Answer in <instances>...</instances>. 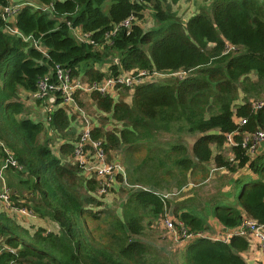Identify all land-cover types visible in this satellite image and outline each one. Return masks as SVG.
Here are the masks:
<instances>
[{"label": "trees", "instance_id": "trees-1", "mask_svg": "<svg viewBox=\"0 0 264 264\" xmlns=\"http://www.w3.org/2000/svg\"><path fill=\"white\" fill-rule=\"evenodd\" d=\"M11 1L0 0V7ZM179 1L39 0L38 10L25 4L16 26L46 47L47 57L32 40L5 34L0 20V154L6 157L8 149L23 168L16 171L26 177L14 187L12 200L60 229L31 233L0 213V264H172L150 240V229L169 209L192 233L211 230L210 217L232 232L228 240L196 236L186 245L182 264H248L243 253L250 241L234 232L245 216L264 225V152L258 148L251 158L242 145L247 133L264 129V104L256 107L264 102V0H206L186 22L174 9ZM150 5L154 28L115 31ZM68 22L92 33L95 43L77 42ZM110 56L114 60L106 73L96 69ZM56 64L90 83L134 69L164 74L132 86L119 83L109 95L90 94L101 116L92 137L106 140L108 163L123 151L127 183L143 186L123 190L120 213L100 199L105 194H98L96 176L86 177L79 162L66 158L74 153L71 140L57 155L43 121L24 116L21 90L36 91ZM107 116L109 126L115 120L121 127H104ZM243 118L246 123L239 124ZM70 121L72 116L59 108L50 114L49 125L64 134ZM164 133L179 138L165 146L158 139ZM184 133L195 137L191 145L182 139ZM229 135L232 159L223 150ZM211 161L231 173L249 167L258 178L231 180L227 188L239 190L236 204L229 199L232 190L208 199L164 197V191L182 189L199 171L207 179Z\"/></svg>", "mask_w": 264, "mask_h": 264}, {"label": "built area", "instance_id": "built-area-1", "mask_svg": "<svg viewBox=\"0 0 264 264\" xmlns=\"http://www.w3.org/2000/svg\"><path fill=\"white\" fill-rule=\"evenodd\" d=\"M141 2V0H133ZM29 4L33 7L39 8L41 5L34 4L33 2H27V0H14L5 7L1 8L0 19L3 22L2 28L5 32L22 38L25 42L32 40V45L40 51L45 57L48 56L47 49L42 46L37 40H34L32 36L25 35L20 29L16 27L17 16L20 12V8ZM48 9V8H47ZM140 15L137 13H132L130 16L125 18L123 22L118 25L115 29L117 31L120 28H126L128 33L132 30L134 25H140L139 23ZM152 25L151 23L148 24ZM71 33L76 38L79 43L94 44L95 40L92 37V33L84 32L80 27H74L71 22H68ZM114 34V33H113ZM107 42L111 44L113 41L108 37ZM114 59H110L112 64ZM107 72V71H103ZM155 74V73H154ZM153 75L148 76V72L145 70H131L121 72L116 76H110L105 78L102 81H95L93 83H88L82 79V76L73 77L69 68H66L60 64H56L53 68L45 74L44 78L40 80L38 89L36 91H31V98L37 102L42 103L43 112L46 113L45 121L50 123V114L59 108H64L67 113L72 116V125L77 128V139L74 143V153L73 158L74 162H79L82 168L85 171L90 170L87 163L91 161H96L98 166L93 168L96 178L100 182V187L98 194H106L105 190L115 184L121 183L124 186L128 185L126 181V172L124 167L121 164L120 160H117L112 163L106 161V152L104 150L103 144L106 140L103 139H94L92 137V131L95 125L92 124V117L81 107L76 99V94L79 92H87L91 94L93 91L99 92L103 95H109L112 93L118 84H126L129 86L135 85L139 82L144 81L143 78L154 77ZM181 75H186V72H180ZM164 74H155V78L163 76ZM264 102L260 103L256 107H260ZM77 114L76 118L73 119V115ZM240 124H245L246 119H239ZM116 123L115 120H112V127H121L113 125ZM52 130V129H51ZM52 132L59 133L56 130ZM228 141L230 144L233 143L232 135L228 136ZM264 141V129H260L254 132L252 135L247 134L244 138L243 147L247 148V151L251 157L255 156L256 151L259 148L261 142ZM64 141L62 144H64ZM54 147L59 148L62 144L52 141ZM6 157L2 169L0 170V182H4L3 170L6 169H17L22 170V166L19 165L17 160L14 158V155L5 148ZM122 175L123 180L119 181L117 175ZM126 188H129L126 186ZM135 189H142L143 186L136 185ZM177 194L174 193H164V197L168 198ZM0 209L5 210H15L18 213L31 217L34 215L33 211L26 208H16L15 203L12 200L11 189L6 186H0ZM168 213V212H167ZM160 222L163 226L172 233L174 240H190L195 237V234L190 232L179 220L175 219L170 214H166L165 217L160 219ZM236 234L246 236L250 241L251 246L258 247L264 254V225L260 224L256 219L245 216L235 230Z\"/></svg>", "mask_w": 264, "mask_h": 264}, {"label": "rangeland", "instance_id": "rangeland-1", "mask_svg": "<svg viewBox=\"0 0 264 264\" xmlns=\"http://www.w3.org/2000/svg\"><path fill=\"white\" fill-rule=\"evenodd\" d=\"M30 2L33 3H37L39 0H29ZM206 0H180L177 4H174V9L178 12V15L180 18H182V20H184L183 22H186L195 12H197L200 8V6L206 5L208 4V2ZM38 4V3H37ZM3 6H1L0 8H2ZM136 13V12H134ZM141 15L140 19H139V23L140 26L143 28L144 31H149L152 28H154V26L157 25V21L155 20V17H153V10L151 5L148 6V8L141 10ZM156 21V22H155ZM155 22V23H154ZM152 24V25H148V24ZM109 58H113L112 56H110ZM82 79L88 83H90L89 81H87V78L84 77L83 75ZM107 78V77H106ZM88 93L87 92H79L76 96L77 102L80 105V102H83V108L85 109V111L92 117V124L93 125H98L101 122V116L100 113H97L93 106H94V102L91 101L88 103H86V101L84 100L85 98H87ZM242 97V96H241ZM81 106V105H80ZM82 107V106H81ZM30 113V112H29ZM77 114L73 115V119L76 118ZM72 122L70 121V127L67 131H65V135L63 133H56V132H52V137L54 139V141H56V143L58 144H62L64 141H70V144H74V142H76L75 137L77 135V131L74 128L75 126L71 125ZM104 127L106 128H113L110 125V120L107 116V120H104L103 123ZM113 125H116V123H113ZM67 137V138H65ZM179 138V136H174L168 133H164L162 135H160L158 137V139H160V142L164 143L165 146H167L171 141H176ZM69 139V140H67ZM182 139L187 142L189 145H191L193 143V140L195 139V137H191V136H187V134H183L182 135ZM65 142V143H66ZM64 143V144H65ZM166 143H168L166 145ZM262 143V142H261ZM260 143V144H261ZM63 145V144H62ZM229 145V144H228ZM230 146V145H229ZM49 147L53 150V152H56L57 155L61 154V152L58 150L57 147L53 146V143L50 144L49 142ZM224 152L226 155H229L230 149L229 147H225ZM145 154V152H141L138 153L136 155V157H142ZM115 155V159L113 162L120 160L121 164L123 167L125 162H124V152L123 151H118L117 154ZM71 157H66L69 161L74 162V158L73 155H70ZM123 161V163H122ZM88 167H90V170H87V174L86 177H90V178H95V172L93 170V168L95 166H98V163L96 161H91L87 163ZM125 169V168H124ZM207 170H208V177L207 179H202L201 176H205V174L203 172H197L199 175L195 176L194 178L190 177L189 181L187 184H185L182 189H178L177 187H172V190L169 191H164V193H174L176 192L177 194L175 195H171L168 198L169 199H173L176 200L179 196L184 197L185 195H194V194H198L199 196H201L203 199H208L210 198V196L218 194L221 191H224V189H222L223 187H228L231 179L233 178V174H229V170L225 169V168H217L215 166V162L211 161L208 165H207ZM10 173L12 174V176L10 177L11 180H13L15 183L19 182L20 179L22 178H26L25 175L17 172V171H13ZM128 181V180H127ZM126 186H124L121 183L115 184L113 186H111L109 188V190H105V195L102 196L100 199L105 203L106 206L111 207L115 210H117L119 213L121 212V206L125 201L126 198V194L125 192H128L130 189H135V186H130L129 184H125ZM239 189V188H238ZM125 192H124V191ZM26 194H29V191L26 190L25 191ZM239 190L237 192V190L235 191V189L231 192L232 195H236L238 196L239 194ZM171 216H173L172 211L169 209L168 213ZM174 217V216H173ZM151 231V236H150V240L151 242L157 246L159 249H161L165 256L169 259L170 263L172 264H179V262H181L180 260L183 257V251L181 250L183 247V244H180L178 241L169 238V236H171L170 232L168 230H161V229H157L156 226L153 229H150ZM261 264H264L261 263Z\"/></svg>", "mask_w": 264, "mask_h": 264}, {"label": "crops", "instance_id": "crops-1", "mask_svg": "<svg viewBox=\"0 0 264 264\" xmlns=\"http://www.w3.org/2000/svg\"><path fill=\"white\" fill-rule=\"evenodd\" d=\"M42 5L43 4H41V6L39 8H37L36 10L40 9L42 7ZM47 8L48 7H46L45 9H47ZM0 10H1V8H0ZM0 13H1V11H0ZM2 31L5 34L11 35V34L5 32L3 28H2ZM30 36H32V35H30ZM110 59H108V60H110ZM108 60L106 62H104L100 67H99V65H97L96 69H100L101 72L108 71L109 68H110V65H111V63L108 62ZM149 79H152V78L151 77L143 78V80H149ZM30 92L31 91H26L24 89H22L21 92H20V99H21V101L23 102V104L25 106V114H24V116L30 117V118H32L34 120L43 121L44 126H45L46 131H47L46 135H48L51 138V140H50V143H51L54 140L53 137H52V130H51L52 128L44 120L45 117H46V113L43 112L42 103L33 100L31 98ZM86 96H87V98H85L84 100L87 103L88 102L87 100L90 101L91 98H90V94H88ZM241 96L243 97V94H241ZM241 96H240L241 100L239 102H242V97ZM127 100L130 102L131 101V96H128ZM93 108H95V104H94ZM239 122H240V120H239ZM247 134L252 135L253 133H247ZM246 135H245V137H246ZM225 147H229V149H231L232 144H230L229 141H228V143H226L224 145V148ZM259 148H261V152H264V141L259 145ZM215 153H216V151H215ZM227 156H229V158L232 159L234 157V154H233V152H229V155H227ZM249 156L251 157V155H249ZM253 157H251V158H253ZM4 159H5V156L0 154V170L2 169V166H3V163H4ZM10 171L11 172H13V171L15 172L16 169L12 168V169H9V170L8 169L3 170L4 182H0V186H2L4 184V185L8 186L11 189V193H15V188L14 187L18 188L17 185H19V182H17V184H15L14 186H12L13 183H15V182L13 180H11V178H10L12 176ZM229 174H233V173L229 172ZM243 177L248 179V180H254V179L258 178V175L256 173H254L252 170H250L249 167H243V168L239 169L238 171H236L233 174V178L232 179H233V181H235L236 179H240V178H243ZM222 189H224L223 192H226V193L229 190H232V189L227 188V187H223ZM229 199L231 200L232 204H236V202H237V196L236 195L235 196L231 195L229 197ZM15 207L17 208L16 204H15ZM0 213L4 214L5 216H7L9 218H11V217L14 218L18 223L22 224V226H24L26 229H28L31 233H34L38 228H45V229H48V230H50L52 232H55V233H58L59 230H60L59 229V225L56 222H54V221H52L50 219H47V218H41V217L37 216L34 212H33L34 215L31 216V217L24 216V215L18 213L17 211H15V210L0 209ZM173 216H174L175 219L178 220V218L175 217L174 213H173ZM209 223L211 225V230H209L206 233L205 232L197 233V234H202V235H195V237L196 236H208V237H210L212 239H222V240H228L231 237V233H232V232H230L231 229H227L226 227H224L218 221L217 218L210 217L209 218ZM155 226H156L157 229H161V230H165L166 229L163 226V224L160 222V219L156 222ZM170 234H171V236H169V238L174 239L171 232H170ZM195 237L193 239H190V240H176V241H178L180 244H183V247H182L181 250L184 252V249H185L186 245L190 241H193L195 239ZM243 256L246 259L248 264H261V263L264 262V254L262 253V251L258 247L251 246L248 251L243 253ZM180 261L181 262H179V264H182L183 258Z\"/></svg>", "mask_w": 264, "mask_h": 264}]
</instances>
